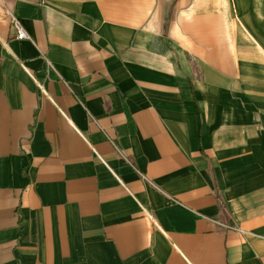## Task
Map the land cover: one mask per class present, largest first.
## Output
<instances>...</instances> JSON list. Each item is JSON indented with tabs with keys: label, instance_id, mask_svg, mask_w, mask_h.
<instances>
[{
	"label": "crops",
	"instance_id": "0c3cea01",
	"mask_svg": "<svg viewBox=\"0 0 264 264\" xmlns=\"http://www.w3.org/2000/svg\"><path fill=\"white\" fill-rule=\"evenodd\" d=\"M261 99L264 0H0V264H264Z\"/></svg>",
	"mask_w": 264,
	"mask_h": 264
},
{
	"label": "built area",
	"instance_id": "2783aa9c",
	"mask_svg": "<svg viewBox=\"0 0 264 264\" xmlns=\"http://www.w3.org/2000/svg\"><path fill=\"white\" fill-rule=\"evenodd\" d=\"M7 14L9 15V17L12 20V23L14 25V28L16 30V36L18 39H29L30 36L28 35V33L25 31L24 27L22 26V24L20 23V21L18 20V18L10 11L7 10ZM46 61L48 63V65H51L50 61L48 60V58H46ZM52 66V65H51ZM40 90L44 93L47 94L45 87L42 84L38 85Z\"/></svg>",
	"mask_w": 264,
	"mask_h": 264
},
{
	"label": "rangeland",
	"instance_id": "374dc122",
	"mask_svg": "<svg viewBox=\"0 0 264 264\" xmlns=\"http://www.w3.org/2000/svg\"><path fill=\"white\" fill-rule=\"evenodd\" d=\"M223 101H218V106L220 107ZM213 103V102H212ZM207 104L210 106V101H207ZM214 108L216 107V105H213ZM250 106H254V107H264V99L261 100H254V101H250Z\"/></svg>",
	"mask_w": 264,
	"mask_h": 264
}]
</instances>
